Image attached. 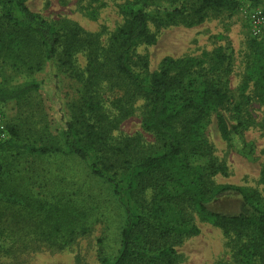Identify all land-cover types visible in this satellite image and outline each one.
I'll return each mask as SVG.
<instances>
[{"label":"trees","instance_id":"obj_1","mask_svg":"<svg viewBox=\"0 0 264 264\" xmlns=\"http://www.w3.org/2000/svg\"><path fill=\"white\" fill-rule=\"evenodd\" d=\"M136 4V9L121 10L123 23L103 43L100 34H88L76 23L50 24L29 9L27 0H0V103L45 90L61 124L58 136L44 135L33 143L10 128V139L0 142V156L76 157L89 164L93 176L113 187L126 220L118 255L111 259L99 247V264H182L179 250L200 235V224L218 228L226 238L229 258L214 264H264V191L219 182L227 176V165L208 138L214 119L222 139L242 141L240 107H235L239 119L235 126L221 112L231 103L230 56L218 47L201 57H167L151 72L148 58L139 52L143 46L156 45V31L194 27L209 13L232 11L240 3L136 0ZM251 47V92L264 104V36ZM43 72L47 79L40 83L35 78ZM19 75L28 80L14 85ZM64 75L79 86L76 97L66 103L60 94ZM135 111L141 114V129L150 141L119 131ZM5 176L0 161V195L8 190ZM226 196L241 200L237 214L210 208ZM3 227L0 224V235L5 234ZM38 230L39 235L53 236L59 249L79 236L76 222L66 219Z\"/></svg>","mask_w":264,"mask_h":264},{"label":"rangeland","instance_id":"obj_2","mask_svg":"<svg viewBox=\"0 0 264 264\" xmlns=\"http://www.w3.org/2000/svg\"><path fill=\"white\" fill-rule=\"evenodd\" d=\"M238 1L240 5L235 10L211 12L200 25L156 31V45L143 46L139 52L148 58L150 71L154 72L167 57H201L218 47L224 48L232 61L228 76L231 103L228 110L221 112L229 125L235 126L239 121L235 107L239 106L244 125L240 127L242 141L234 144L222 139L214 119L207 129L216 156L227 165V176L219 178V182L264 191V104L251 92V46L255 39H260L254 37L252 21L255 15L264 13V1L258 4ZM27 6L56 27L70 21L88 34H100L103 43L123 23L121 10L138 7L136 0H27ZM80 65H85L82 58ZM35 79L45 82L46 72ZM27 80L25 75H19L13 84L21 85ZM77 89L76 81L64 75L60 94L65 103L76 97ZM13 127L25 142H38L48 134L58 136L61 124L49 93L40 90L18 101L0 103V142L10 139ZM119 131L151 140L141 129V114L137 111L124 119ZM0 161L5 166L8 188L0 195V224L5 232L0 235V264H99V247L111 259L118 255L125 211L113 187L93 176L88 163L62 155H8L0 156ZM210 208L237 214L241 200L226 196ZM64 219L71 224L76 222L79 232L76 240L65 248L55 247L53 236L36 233L40 232L38 227L49 228ZM200 228V235L181 246L182 264L227 260L229 253L223 232L209 224H200Z\"/></svg>","mask_w":264,"mask_h":264},{"label":"built area","instance_id":"obj_3","mask_svg":"<svg viewBox=\"0 0 264 264\" xmlns=\"http://www.w3.org/2000/svg\"><path fill=\"white\" fill-rule=\"evenodd\" d=\"M252 23L254 37L261 38L264 35V13L255 15Z\"/></svg>","mask_w":264,"mask_h":264}]
</instances>
